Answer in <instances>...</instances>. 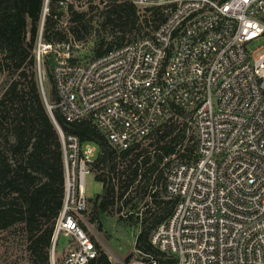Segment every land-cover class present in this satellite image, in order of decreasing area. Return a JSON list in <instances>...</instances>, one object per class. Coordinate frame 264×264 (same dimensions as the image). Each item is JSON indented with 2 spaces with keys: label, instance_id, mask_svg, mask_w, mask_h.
I'll use <instances>...</instances> for the list:
<instances>
[{
  "label": "built area",
  "instance_id": "built-area-1",
  "mask_svg": "<svg viewBox=\"0 0 264 264\" xmlns=\"http://www.w3.org/2000/svg\"><path fill=\"white\" fill-rule=\"evenodd\" d=\"M131 1L142 33L97 58L74 57L79 46L71 37L53 47L40 36V79L41 56L56 54L58 101L47 105L49 113L90 121L123 151L183 111L194 130V157L166 169L165 200L175 206L151 244L167 264H264V0ZM60 132L66 183L50 264H90L99 253L81 217L99 149ZM61 237L70 248L57 263Z\"/></svg>",
  "mask_w": 264,
  "mask_h": 264
},
{
  "label": "trees",
  "instance_id": "trees-1",
  "mask_svg": "<svg viewBox=\"0 0 264 264\" xmlns=\"http://www.w3.org/2000/svg\"><path fill=\"white\" fill-rule=\"evenodd\" d=\"M82 2L88 5L86 11L77 9L76 4ZM104 2L108 4L103 22L114 27V39L100 42L83 59L97 58L142 33L143 25L132 1L71 0L63 8L59 0H49L45 13V0H0V232H19L25 237L29 264H50L55 224L63 208L66 176L60 130L66 137L75 135L82 143H94L99 149L90 167L102 185L101 192L89 199L96 214L101 216L115 205L118 212L124 207L135 209L146 200L145 218L133 221V214L129 216L133 224L144 225L136 249L145 254L148 263L169 262L153 247L150 237L172 214L175 201L159 199L157 191L148 189L165 180L164 170L173 156L181 160L194 157L195 138L187 137V123L180 121L186 114L177 110L161 123L150 135L153 141L149 145L138 143L118 151L88 120L67 122L53 109L54 120L39 88L36 50L40 36L53 47L68 43L70 37L85 41L96 27V21L88 16ZM66 15L70 25L64 27ZM115 32L118 35L114 36ZM55 56L54 52L43 54L41 65L52 84L51 100L56 104L52 73ZM149 220L151 226L146 227ZM92 240L99 256L90 264H112Z\"/></svg>",
  "mask_w": 264,
  "mask_h": 264
},
{
  "label": "rangeland",
  "instance_id": "rangeland-1",
  "mask_svg": "<svg viewBox=\"0 0 264 264\" xmlns=\"http://www.w3.org/2000/svg\"><path fill=\"white\" fill-rule=\"evenodd\" d=\"M71 0L67 1L70 2ZM131 1V0H130ZM108 2H104L99 5V9L95 10L90 16L96 21V27L91 32V34L86 37L85 41L79 42L77 40L79 48L74 47L72 50V55L79 59L82 56L90 55L92 49L102 41H111V33L114 31V27L111 24H106L103 22L102 14ZM48 5V4H47ZM77 9L81 11H86L88 5L85 2L77 3ZM63 26L67 27L70 25L69 17L66 15L63 19ZM118 35L117 32L114 33V36ZM130 38L129 40H132ZM42 58V56H41ZM87 61H83L86 63ZM43 67V66H42ZM44 69V67H43ZM45 70V69H44ZM1 79V78H0ZM38 84L40 91L44 97L46 107L48 109L49 105H54L55 102L51 100L50 89L52 84L48 80V76L45 72L41 76V79L38 76ZM48 105V106H47ZM169 119V118H168ZM167 119V120H168ZM165 120L164 122H166ZM182 123H187V137L194 136V130L191 125L190 118L186 117L181 118ZM163 122V123H164ZM153 139L150 137L141 142L142 146L149 145ZM175 155L172 158V162L180 161ZM166 171V168L165 170ZM102 190V185L95 180L94 175L91 173L86 176V194L89 199H93L96 194L100 193ZM148 190L157 191L159 193V199H165V189L164 181H162L157 186H154L153 189L150 186ZM137 199L134 200V202ZM145 202L138 204V207L135 209H130L124 207L121 212H118V205H115L101 216H98L93 207V202L90 201L88 210L82 215L81 221L83 222L86 231L96 240L100 245L101 250L104 251L112 264H149L146 261L145 254H142L139 250L136 249L137 237L141 232V229L144 227L143 224H133L129 219V216L133 214V221H136V218H145ZM152 208L153 206L150 205ZM150 216V213H148ZM151 220L146 224V227L151 226ZM70 241H67L66 238L61 237L57 248H56V260L57 263L61 261V254L65 253L69 248ZM28 254L25 249V237L21 233H6L0 232V264H29Z\"/></svg>",
  "mask_w": 264,
  "mask_h": 264
},
{
  "label": "water",
  "instance_id": "water-1",
  "mask_svg": "<svg viewBox=\"0 0 264 264\" xmlns=\"http://www.w3.org/2000/svg\"><path fill=\"white\" fill-rule=\"evenodd\" d=\"M50 115L54 118L53 114L50 113ZM55 119V118H54Z\"/></svg>",
  "mask_w": 264,
  "mask_h": 264
}]
</instances>
